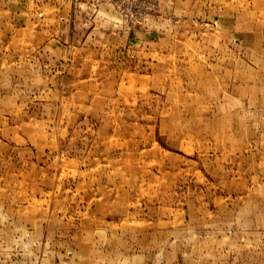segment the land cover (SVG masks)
Masks as SVG:
<instances>
[{"label": "rangeland", "instance_id": "rangeland-1", "mask_svg": "<svg viewBox=\"0 0 264 264\" xmlns=\"http://www.w3.org/2000/svg\"><path fill=\"white\" fill-rule=\"evenodd\" d=\"M0 264H264V0H0Z\"/></svg>", "mask_w": 264, "mask_h": 264}, {"label": "bare ground", "instance_id": "bare-ground-1", "mask_svg": "<svg viewBox=\"0 0 264 264\" xmlns=\"http://www.w3.org/2000/svg\"><path fill=\"white\" fill-rule=\"evenodd\" d=\"M24 252V251H23ZM25 253V252H24Z\"/></svg>", "mask_w": 264, "mask_h": 264}]
</instances>
